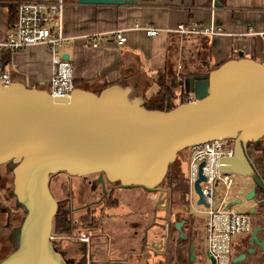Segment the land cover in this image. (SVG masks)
<instances>
[{"label": "water", "instance_id": "water-1", "mask_svg": "<svg viewBox=\"0 0 264 264\" xmlns=\"http://www.w3.org/2000/svg\"><path fill=\"white\" fill-rule=\"evenodd\" d=\"M73 1L82 6L135 5L130 0ZM206 68L205 74L178 80L177 85L193 99L169 110L147 108L146 99L133 93L127 81L98 92L75 86L69 98H51L46 89L20 81L0 87V165L11 169V195L24 211L9 236L15 248L0 264H69L51 240L57 202L50 178L60 172L101 173L125 187L155 190L182 150L212 140H232L234 154L220 159L221 169L253 177L256 187L247 199L264 193V170L257 167V157L247 153V145L258 148L264 139V64L240 50L236 58ZM202 165L193 188L197 205L207 206L200 187L205 180ZM159 210L163 220L164 202ZM255 213V208L250 209V214ZM183 224L184 220L174 222L181 239L186 238ZM260 232V226L253 228L250 243L264 251ZM254 251L239 254L232 263L245 261ZM204 259L215 263L207 251Z\"/></svg>", "mask_w": 264, "mask_h": 264}, {"label": "crops", "instance_id": "crops-1", "mask_svg": "<svg viewBox=\"0 0 264 264\" xmlns=\"http://www.w3.org/2000/svg\"><path fill=\"white\" fill-rule=\"evenodd\" d=\"M21 1L24 0H0V40L13 24L16 6ZM130 1H134L135 5L118 7L82 6L77 3L65 5L63 12L65 34L73 39L64 43L58 50L62 55L68 54V59L73 63L76 86L96 92L106 84L127 81L131 84L133 93H138L149 101L157 95L158 90L149 95L148 89L152 84H156L159 72L164 69L171 68L179 73L178 76L182 73L197 75L206 71L207 65L214 68L227 59L236 58L240 50L244 52V56L257 60L264 49V39L245 35L250 25L260 30L264 29V0ZM211 22L223 26L227 33L212 38L192 35L181 37L171 31L180 24L207 25ZM147 27L156 28L159 33L148 36L142 29ZM113 30L122 31L126 38L124 43L118 45L112 38H108L99 47L93 48L88 46L83 38L86 34ZM4 59L6 68L13 73V81L23 82L28 87L47 88L52 62L46 45L36 44L22 51L6 52ZM259 62H262V59ZM175 102L178 103L176 100ZM192 205L188 202L189 210ZM257 208L258 206L255 209ZM120 213L117 210L120 219H109L105 224L116 250L108 254L98 251L95 259L113 260L112 264H137L140 262L138 249L142 239L140 235L132 236L133 230L126 228L124 220L129 218L126 216L127 212L121 215ZM158 215L160 219L159 208ZM260 220V215L254 216L253 226L255 227ZM201 229L202 241L199 239L195 245L201 246L204 253L206 251L204 218ZM136 230L140 234V228ZM258 235L263 238L264 232ZM194 239L197 240L196 236L192 237L191 241ZM248 240L250 234L237 237L231 250L230 264L234 257L245 253L242 244ZM145 243L148 247L147 240ZM152 244L155 245L154 242ZM71 245L77 244L73 242ZM96 245L100 248L98 241ZM128 248L137 250L135 254H138V258L134 255L128 256ZM256 257L248 256L243 262L248 260L256 262ZM63 258L66 260L65 255Z\"/></svg>", "mask_w": 264, "mask_h": 264}, {"label": "built area", "instance_id": "built-area-1", "mask_svg": "<svg viewBox=\"0 0 264 264\" xmlns=\"http://www.w3.org/2000/svg\"><path fill=\"white\" fill-rule=\"evenodd\" d=\"M64 0H24L17 4L15 20L9 27L5 37L0 40V87L13 81L12 71L6 68L4 53L22 51L25 48L44 44L51 55L52 71L46 90L51 98H69L75 88L74 65L69 59H64L59 47L70 42L72 37L65 34L63 12ZM146 35L155 36L156 28H142ZM172 32L181 37L205 36L217 37L226 34L223 26L211 22L207 25L176 26ZM247 36L264 39V29L250 25L245 32ZM88 46L97 48L112 38L118 45L125 42L121 30L99 32L83 35ZM264 64V49L260 53ZM180 101L192 100V94L182 92ZM188 172L185 176L188 193L187 200L192 204L195 194L193 184L198 177V167L201 162L202 174L205 178L200 182L202 196L207 206H203L204 239L206 251L214 259V264H230L231 250L237 237L248 235L253 230L250 209L257 206V199H247L246 195L254 189L253 177L238 173L224 172L220 167V159L232 157L234 142L232 140H212L187 149ZM222 185L221 197L216 196V188ZM196 195V194H195ZM85 234L80 238L85 239ZM53 235H51V240Z\"/></svg>", "mask_w": 264, "mask_h": 264}, {"label": "rangeland", "instance_id": "rangeland-1", "mask_svg": "<svg viewBox=\"0 0 264 264\" xmlns=\"http://www.w3.org/2000/svg\"><path fill=\"white\" fill-rule=\"evenodd\" d=\"M66 5H69L71 3H76L73 0H64ZM51 56V55H50ZM257 60H261L260 56L259 58H256ZM168 70L164 72V74L161 75L160 79L162 80L161 86H158L156 84H152L148 92L149 95L151 93H155L156 89L159 90V95H162L166 91H164V88L166 86H172V83L178 82V74L174 72L171 68H167ZM172 70L173 75H170V71ZM13 75V73H12ZM14 78V77H13ZM45 89V88H44ZM173 92H176L178 94H175V96H172V99L174 98L178 103L173 101V103L179 104V98L181 95V87L177 84L174 85ZM178 96V97H177ZM188 150H182L178 153L177 158L175 162L171 165L168 174L164 180V182L159 185L158 188L166 187L170 185V182L172 180L173 176H180L181 174L186 175L188 172V157H187ZM260 166H264V163H262ZM0 225H2L5 220L7 219L9 213H10V229H4L0 227V260L5 257L8 253H10L15 246L11 244L9 234L13 231L15 227L19 225V222L23 216L21 208H19L15 202L14 197L11 195L12 190V173L11 169L6 165H0ZM51 188L50 191L54 195L55 199L62 198L65 195L66 189L63 188V182H66V175L64 173H57L53 176H51ZM92 178H96V175H92ZM93 183L97 184L98 181H93ZM135 190L140 191V200H139V209L136 212L137 214L132 216H127L129 218H138L139 225L136 226V228H140V236H141V247H140V256L137 257L138 254H132L131 256L137 257L140 262H137V264H174V262H177V264H208V260L204 259V254L202 251V247H197L195 245V242H197L199 239L202 241V222L204 215L202 213L203 206L197 205V197L194 194L192 198V207H190V215L187 213L186 206H183L180 204V201L177 199L180 193H182V190H179V188H176L174 185L171 186L170 189V195L169 192L166 193V195L162 196L158 194L157 192L153 190L144 189L142 187L133 189L132 192ZM257 190V189H256ZM222 185L220 184L216 188V196L221 197L222 195ZM258 191V190H257ZM131 193V192H130ZM258 196V195H257ZM167 201V207H166V214L163 220H159L158 215V205L163 201ZM176 200V201H175ZM133 203H127V206H119L117 210L120 213V215L123 212H129L130 206H132ZM134 207V205H133ZM5 211H8V215L4 214ZM119 215V216H120ZM77 216V215H76ZM74 216V217H76ZM255 214H251L252 220H254ZM258 216V215H257ZM123 217V215H122ZM120 219L118 216H113V219ZM184 220V224L181 228L182 233L188 237L192 238L196 236L197 240L194 239L192 244H190L189 241L177 244V235L179 233L174 229V222ZM55 223V221H54ZM54 225V224H53ZM128 229V226H126ZM172 230L171 232H169ZM9 231V232H8ZM260 234V233H259ZM51 235H53L54 240L58 243V248L65 251L66 261L72 264H85V263H91V264H112L114 263L113 260H96L95 256L98 252V247L94 248V244L91 246L90 253L85 249V245L79 244L71 245L73 243L72 239H69L67 236L71 235L68 233H61L58 234L57 230L52 229ZM59 235L63 236L62 238H59ZM198 235V236H197ZM66 236V237H65ZM65 237V238H64ZM149 237V239L147 238ZM199 237V238H198ZM245 236H243L244 238ZM186 239V238H185ZM184 239V241H185ZM97 243L98 239H94ZM146 240L148 241V247H146ZM244 239H242L243 241ZM155 243L152 244V243ZM71 243V244H70ZM194 243V248L192 252L190 251L191 245ZM177 249H181L180 253H175ZM137 251V250H136ZM136 251H133L134 253ZM108 254V253H107ZM191 255H194V259H191ZM176 260V261H175ZM231 264H237V263H231Z\"/></svg>", "mask_w": 264, "mask_h": 264}, {"label": "flooded vegetation", "instance_id": "flooded-vegetation-1", "mask_svg": "<svg viewBox=\"0 0 264 264\" xmlns=\"http://www.w3.org/2000/svg\"><path fill=\"white\" fill-rule=\"evenodd\" d=\"M181 78L182 77L179 76L178 80H180ZM181 92H184L183 88H181ZM180 97H183L182 93ZM247 153L251 157H257L256 165L258 168L262 169V166L260 165L264 163V139L262 140V143L260 146H258V148H254L253 145H247ZM64 174L66 175V182H63V188L66 189L65 195L62 198H59L58 200L55 198L54 199L57 202V210L62 204L65 205V207H67L69 210L71 231L68 234L71 235H68L67 237L69 239H72L73 242L77 244L76 246L83 243L85 245L86 252L88 251L89 253L91 251L92 244L95 245L94 248H97V245L94 240L96 238L98 239V243L100 245L98 251H104L106 253L110 251H115L116 248L114 246V242L109 238L107 228L105 226L106 221H108L109 219L114 220L115 218L113 219V216L117 217V208H119V206H127V203H130L131 205V202L133 203L134 207L133 205L130 206L129 212H127V216L129 215V213L130 216L137 214L136 212L140 207L138 204L140 200V191H132L133 189L139 187H125L117 182H110L101 173H95L86 176H70L66 173ZM92 175H96V178H92ZM51 180L52 178H50V188ZM94 180L98 181V183H93ZM170 189L171 186L168 185L166 187L157 188L153 191H156L157 196L159 194L162 198V196L166 195V193L168 192L170 195ZM52 196L54 197L53 194ZM256 199L263 200L260 202V205H262L263 210L262 212L259 211L261 220L260 222H258V225L261 227V232H264V193L258 192V196L256 197ZM163 202L165 203L166 209L167 201L165 199L158 205V208ZM258 205L259 204L257 202V206ZM21 210L24 215V211L22 208ZM187 213L188 215H190V217H192L189 209H187ZM4 214L8 215V211H5ZM54 221L55 220H53V224ZM124 221L126 225L131 228V230H133L132 236L135 237L137 235H140L139 232L136 230V226H138L140 223L138 218H126ZM9 224L10 213L5 222L0 225V227L9 230ZM53 227L55 229V225H53ZM57 232L58 234L62 233L59 230ZM81 234H85V239L80 238ZM62 237L63 236L59 235V238ZM260 239H264V237H260ZM52 246L62 255H65V251L58 248V243L56 242V240H54V238H52ZM242 248L245 250V252H247L250 248H254V255L257 256L256 262L254 264H264V251H261L259 246H256L254 243L251 244L250 240H248L242 244ZM138 250H140V248ZM133 251H135L134 248H128L127 255L130 256L132 254H135ZM85 264L91 263L89 262Z\"/></svg>", "mask_w": 264, "mask_h": 264}, {"label": "trees", "instance_id": "trees-1", "mask_svg": "<svg viewBox=\"0 0 264 264\" xmlns=\"http://www.w3.org/2000/svg\"><path fill=\"white\" fill-rule=\"evenodd\" d=\"M167 70L168 69H164L162 72H159L158 78L155 80V82L158 86L162 85L161 84L162 80L160 79V77ZM205 73H206V71H204L203 73H200V74H205ZM169 74L173 75L174 73H172V70H171ZM200 74H197V75H200ZM194 75H196V74L182 73L181 77L182 78H189L190 76H194ZM118 82L121 83L120 81H118ZM115 83H117V82H115ZM175 84L172 83L171 87L169 85L166 86L164 88V91H166V92L163 93L162 95H159L160 92L158 90L157 95L153 99L146 101V107L149 109H160V110L172 109L176 105V103H173L174 98L172 99V96H175V92H173V88H174ZM108 85L109 84H106L104 87H106ZM96 92H98V91H96ZM172 185H174L176 188H179V190H182V193H180V195L178 196L177 199L180 201L181 205L186 206V208L189 209L188 208V201H187L188 185H187V181H186L185 176L183 174H181L180 176H178V175L173 176L172 180L170 182V186H172ZM262 210H263L262 205H260V203H259L258 208H257V212L255 213V217L257 215H259L260 212H262ZM54 220H55V223H54L55 229L57 231L59 230L63 233H69L71 231L70 220H69V210L67 207H65V205L62 204L59 206V208L55 214ZM257 225H258V223H257ZM170 231H172V230H170ZM189 239H190V244H192L191 238L186 237V239L184 241V239L179 238L177 235V241L176 242L179 245L182 243L185 244V242L189 241ZM180 251H181V249H177L175 253H180ZM253 262H255V260ZM253 262L248 260L246 262H243L242 264H252Z\"/></svg>", "mask_w": 264, "mask_h": 264}]
</instances>
